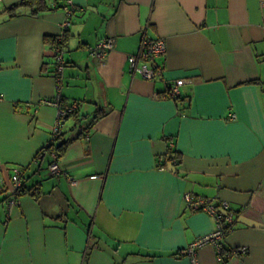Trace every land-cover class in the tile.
Here are the masks:
<instances>
[{
    "label": "crops",
    "instance_id": "crops-1",
    "mask_svg": "<svg viewBox=\"0 0 264 264\" xmlns=\"http://www.w3.org/2000/svg\"><path fill=\"white\" fill-rule=\"evenodd\" d=\"M19 1L0 0V264H191L217 222L187 196L234 213L200 264H264V0H70L60 92L68 0L8 11ZM144 38L165 44L152 80L129 68ZM58 95L81 122L59 118ZM59 120L76 140L54 175L39 152ZM17 168L38 198L6 202Z\"/></svg>",
    "mask_w": 264,
    "mask_h": 264
},
{
    "label": "built area",
    "instance_id": "built-area-1",
    "mask_svg": "<svg viewBox=\"0 0 264 264\" xmlns=\"http://www.w3.org/2000/svg\"><path fill=\"white\" fill-rule=\"evenodd\" d=\"M69 4H71L69 2ZM74 7L70 6L68 9L66 8L68 12V19L63 23V31L68 29L70 26V20L69 16L72 13ZM141 48L140 51L137 53V55L131 56L129 58V68L132 69L135 73L140 74L143 78L152 80L156 78L157 74H159V70L156 68L155 59L160 56V54L165 50V44L161 42L160 40H150L147 38H144L141 42ZM114 48V41L112 39H106L101 42H99L94 49L91 51V55L95 58L103 59L109 50H112ZM63 53L64 48L61 47V45L58 44L54 48V54L56 57V69L54 71V79L56 82V85H58V90L60 92V83L62 80L63 75ZM143 62L141 66H138L139 62ZM184 80L180 79L176 82V84L170 86L169 88V95L171 98H176L180 96V86L183 85ZM50 104L59 106L61 105V97L59 95L57 96V99L51 102H48ZM75 105L71 107L69 110L68 108L66 110L60 109V119L63 115H65L68 111L72 112L75 109ZM62 121L59 120V123L57 124V127L55 131H57L58 127L61 126ZM53 155V154H52ZM55 157V156H53ZM56 158V157H55ZM49 170H51L52 173L59 174L61 173V169L59 167L58 163H54L49 167ZM16 173L12 177V183H13V189L20 187L22 185L21 183V174L20 171L15 170ZM188 200V206L191 208V210L199 211L204 210L208 212L210 215L213 216L215 221L217 222L216 230L212 232V234L201 237L199 240L192 243L187 250H184L183 253L190 256L191 264H200L199 259L197 258V252L199 249H201L204 245H215L217 247L218 253L221 252V245L220 242L223 241L224 236L227 234L226 232L228 230H225L226 224L233 223V212L231 208H229V205L226 202L221 203L220 205H215L212 202H209L203 198L193 199L187 196L186 198ZM241 253H247V249L241 248L239 249ZM237 253V252H235Z\"/></svg>",
    "mask_w": 264,
    "mask_h": 264
},
{
    "label": "trees",
    "instance_id": "trees-1",
    "mask_svg": "<svg viewBox=\"0 0 264 264\" xmlns=\"http://www.w3.org/2000/svg\"><path fill=\"white\" fill-rule=\"evenodd\" d=\"M69 1L68 0L66 2V5H65V8L68 9V7H70L71 5L69 4ZM23 6H28V7H32V6H36L37 8L35 9V11H44L45 9H48V3L46 0H21L19 1L18 4L12 6L11 8L8 9V11H14V10H17L19 9L20 7H23ZM74 10V9H73ZM73 14V11L72 13ZM70 14V15H71ZM70 18V16H69ZM69 36H68V30H64V32L61 34V35H57L56 37L52 38L51 40V47H53L52 49L54 50V48L56 46L61 45L62 48H64L65 44H66V41L68 40ZM65 50V49H64ZM63 69H64V64H65V60H64V57H63ZM54 61H55V69H56V57H55V54H54ZM55 71V70H54ZM169 90H168V95H169ZM174 100L176 101H180L181 98L180 97H176V98H173ZM73 107V106H68V107H62V105L59 107V109H63V110H66L68 108V110ZM76 108L72 111V112H67L65 115L62 116V119L63 121H66V119H75L77 121V123L80 121H82L79 116H78V109L77 106H75ZM102 111V110H100ZM97 120V117L95 118ZM63 124V123H62ZM64 133H63V130L61 128V126L58 127L57 131H54L53 132V140L50 141V143H48L47 145H45V147L39 152V154H46V153H49L50 155L53 154V159H52V162L50 163V166L54 163H58L59 162V159L63 156V153L67 150L68 146L71 145L72 142H74L76 140L75 137H72V138H64ZM39 156V155H38ZM37 156V157H38ZM179 155H178V152H174L172 150H170V153L168 155H165L163 158H161L160 160V163L159 165H161V167L164 168L165 164H163L164 162H173V161H177L179 162ZM162 161H164L163 163H161ZM18 171H20V174H21V183L22 185L20 187H17L15 189L12 190V193L9 195V197H5L7 198V203L10 202V200L14 198H16L17 196H22V195H33L35 196V198H38V196L40 194L37 193L38 191V186L37 184L35 185H32V186H28L26 183H25V180H24V176H23V171H21L20 169H16ZM52 173V172H51ZM54 175H57L55 173H52ZM4 198V199H5ZM233 226H234V223H231V224H226L225 225V230H232L233 229Z\"/></svg>",
    "mask_w": 264,
    "mask_h": 264
},
{
    "label": "bare ground",
    "instance_id": "bare-ground-1",
    "mask_svg": "<svg viewBox=\"0 0 264 264\" xmlns=\"http://www.w3.org/2000/svg\"><path fill=\"white\" fill-rule=\"evenodd\" d=\"M179 97H180V96H179ZM229 208H230V207H229ZM231 210H232V209H231ZM232 212H233V211H232ZM233 217H234V213H233ZM233 223H234V221H233ZM228 231H231V230H228ZM228 231H227V232H228ZM227 232H226V233H227Z\"/></svg>",
    "mask_w": 264,
    "mask_h": 264
},
{
    "label": "rangeland",
    "instance_id": "rangeland-1",
    "mask_svg": "<svg viewBox=\"0 0 264 264\" xmlns=\"http://www.w3.org/2000/svg\"><path fill=\"white\" fill-rule=\"evenodd\" d=\"M80 128V127H79Z\"/></svg>",
    "mask_w": 264,
    "mask_h": 264
}]
</instances>
